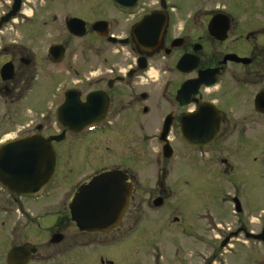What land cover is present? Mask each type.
Returning a JSON list of instances; mask_svg holds the SVG:
<instances>
[{
	"label": "flooded vegetation",
	"instance_id": "obj_1",
	"mask_svg": "<svg viewBox=\"0 0 264 264\" xmlns=\"http://www.w3.org/2000/svg\"><path fill=\"white\" fill-rule=\"evenodd\" d=\"M187 1L141 0L133 14L114 11L108 25L110 33L120 39L126 38L128 40L126 47L135 56H143L146 60L139 63L136 58L122 73V70L118 69L117 62H107L105 58L106 62L98 64L101 66L93 63L90 68L97 71L102 68L100 74L92 75V70L89 76L84 78L83 85H71L63 90H61L63 81L59 74L60 70L56 69L54 72L52 69L48 78V85L51 87H48L46 92L49 94L50 106L46 105L47 95L45 100L39 98L36 101L32 93L35 90L34 78L40 69L38 63L44 61L39 55L46 49L45 60L48 64H60L55 62L51 52L57 42L48 44L45 49L41 46L39 54L11 40L1 45L0 55L3 60H0V79L2 83L5 81L7 83L5 82L0 88V144L36 133L47 137L62 131V127L55 119L51 123L50 130H47L43 111L50 112L54 116L56 108L64 99L65 90L75 87L79 89L82 101L96 92L105 93L106 101L108 100L107 110L102 122L91 128H85L78 134H67L69 139L66 138L63 142L77 149V153H80L79 148L83 147L85 157H96V159L114 142V137L117 138V145L122 144L126 153L117 156L115 160L112 159L111 163L114 165L111 168L104 164L98 167L93 175L113 169L121 170L127 175L132 193L124 217L130 216L129 211L132 207L141 209L140 205L133 204L135 196L139 195L140 191L138 179L135 177L137 169L141 170L151 182L148 203L161 200L166 205L167 196L172 191L166 178L170 175L181 177L198 163H202L201 166L197 165L202 171L215 176L218 181L229 179L228 183H231L230 180L235 176L232 172L235 164L251 158L253 156L251 154H258L264 166V0H230L228 7L217 4L208 9H199L192 5L189 11H187L189 8ZM11 4L12 0H9L8 9L2 11V14L10 9ZM47 4L50 6L44 8ZM41 6L42 17L39 22H37L39 17L33 12L31 17L23 15L20 23L18 18L10 22L16 25H32L36 28V32H40L41 29L43 31L42 27L49 17V11L57 7L54 0L46 1ZM220 16L226 18V29L223 28L226 24L224 25ZM213 19L218 21L213 28H209ZM10 22L2 25L1 28H5ZM112 23L116 24L114 28ZM144 23L147 27H142L141 24ZM135 27L138 29L137 36L142 30H149L151 33L160 30L156 46L147 49L137 44L133 37ZM111 28L121 34H114ZM89 32V35L98 39V44L100 42L105 46L109 44L106 38L99 36L93 30ZM115 45L117 44H112ZM11 46L21 51L22 48H27L29 51L24 55L17 54L9 50ZM99 48L87 42V49L90 52L93 50L98 52ZM184 55L195 56L196 61L187 60V65L184 64L180 69L177 65ZM4 64L11 66L10 79L4 78L6 73L3 72ZM141 64L144 68L139 70ZM20 67L25 68L22 75ZM77 83L81 84L82 80L74 84ZM96 95L99 98V95ZM4 96H8L9 99ZM42 100L47 109L42 108L44 107ZM256 100H259V108L256 106ZM104 103L103 98L97 103L101 110ZM165 120L169 123L166 141L163 144L166 145L165 152H170L169 158L164 157L162 144L159 141L161 130L167 124L164 123ZM91 135L94 140H89ZM190 135L208 142L206 145L194 146L188 141ZM59 143L61 142H53L56 160ZM101 146H104L103 150ZM177 160L178 164L185 168V172L179 171ZM213 162L216 165L213 170L209 171L205 168ZM237 192L236 190L233 195H229L228 199L232 212L236 214L235 219L237 218L234 224L226 229H221L218 225H213L211 229H207V226L203 229L200 227L198 231L200 235L191 236L197 242L188 245L192 248V255L178 260L179 264H233L231 262L235 260L238 261L236 264H264L263 237L256 241L249 236V233L262 234L264 209L259 211L257 215L259 217L253 224V221L247 218L251 215L248 213L247 203L241 201L239 196L242 194ZM2 194L13 197L14 194L0 187V215L7 217L10 206L6 199H2ZM32 199L35 201L39 198ZM14 203L15 206H22L16 199ZM64 220V218L57 219L50 228L48 245L51 244V235L63 230L61 226ZM173 221L181 222L178 221L177 216ZM10 223L12 225V221ZM10 223L0 220V230H5L9 240L14 238L15 233L13 231L15 227L10 226ZM118 229L119 227L113 228L108 233L101 234L100 238L106 239L110 235L115 239L118 236L113 232ZM29 233L27 230L26 238L16 244L9 242L6 236L0 235V241L7 243L6 247H1L0 244V258L5 260L4 263L6 264V255L10 248L30 242L35 250L28 264L41 260L55 264L57 258L54 256L55 253L43 250L45 246L42 243L29 241L27 239ZM203 233L206 234L204 238ZM83 234L94 233L83 232ZM173 258L175 259L174 256ZM186 260L188 262L185 263ZM101 263L103 264V260Z\"/></svg>",
	"mask_w": 264,
	"mask_h": 264
},
{
	"label": "rangeland",
	"instance_id": "obj_2",
	"mask_svg": "<svg viewBox=\"0 0 264 264\" xmlns=\"http://www.w3.org/2000/svg\"><path fill=\"white\" fill-rule=\"evenodd\" d=\"M8 1L0 0V12L6 11ZM54 2H56L57 9L49 11V17L42 27L43 31L41 29L40 32H36V28L32 25L12 24V26L9 25L0 32V47L11 40L21 43L39 54L41 46L45 49L52 42L62 43L66 46L60 64H48V61L45 60L46 49H43L42 56L39 55L40 59L44 61L38 63L40 69L37 72L38 75L34 78L35 90L32 94L36 101L39 98L45 100L47 95V106H50L51 103L50 98H48L49 94L46 93L48 87H51V85H48V78L52 73L50 70L53 69L56 72V69H59L61 80L64 83L68 82L69 85H74L75 82L82 80L81 84H75L78 86L83 85L84 78L89 76V72H92L93 69L90 68L93 63L96 66H101L98 64L106 62V58L107 62H117L119 64L118 69L123 71L132 64L133 58H135L133 53H129L128 48L118 45L111 46L110 44L105 46L101 42L98 44V39L91 35L74 39L68 36L65 31L64 21L72 15L87 21L110 19L113 14L110 0H54ZM186 4L189 8H185L189 11L193 6L199 9H208L217 6V4L228 7L230 0H188ZM41 5H44V3ZM41 5L39 0H26L22 7L26 13L33 12L34 15L38 16L39 20L37 22H39L42 17L40 12L43 9ZM48 6L50 4H47L44 8ZM18 19H20V16ZM112 25L113 28L116 26L114 23ZM113 28H111V31L114 34H121V32L114 31ZM42 34L45 36H42ZM87 42L100 47L97 49L99 51L93 50L90 52L87 49ZM9 50L22 55L29 51L27 48H22L21 51L15 46H11ZM1 57L0 55L2 61L3 58ZM19 70L22 75L25 68L20 67ZM101 71L102 68L99 71L94 69L92 75H98ZM121 72L118 73L121 74ZM2 82L0 79V88L4 86L6 81ZM4 98L9 99L8 96H4ZM42 105L44 106L42 108L47 109L44 101ZM2 108L1 110H3ZM43 115H45L43 120L49 131L53 116L45 110ZM40 119L39 117V121H41ZM92 137L93 135L89 140H94ZM113 139L114 142L109 145L108 149L101 146V149H104L103 154L97 159L96 157H85L83 147H80V153H77V149L61 142L58 145L60 148L57 152L54 182L47 188L43 197L34 201L31 198H19L18 195H14L15 198L7 194L1 195L2 199H6L7 204L10 206V211L7 217L1 214L0 220H5L6 223L12 221L15 233L13 234L14 238H10V240L6 236L5 230H0V235L2 237L6 236L9 242L16 244V242L26 238L25 235L28 230L30 232L27 238L29 241L36 244L42 243L45 246L43 250L55 253L54 256H57L55 264H102L101 260H103V264H110L106 261L112 264H179L180 261L178 260L189 258V255H192V248L188 245L197 242L191 236L200 235L198 232L200 227L203 229L205 225H213L216 221L220 223L221 229H226L234 224L237 218L235 219L236 214L232 212V206L226 198L228 195H233L236 190L237 193L242 194L239 197L241 201L247 203L248 213L251 214L247 218L249 217L253 224L256 223V219L259 217L257 216L259 211L264 209V166L258 154H251L253 155L251 158L235 164L232 169L235 176L230 180L231 183H228L229 179L218 181L215 176L202 171L199 167L202 163H198L199 166L195 165L196 167L194 166L192 170L188 169V173H184L181 177L168 176L166 181L172 187V194H168L167 201L171 207L167 204L164 205L163 212H157L158 214L156 213L153 217H151V213L147 208L151 182L142 174L141 170L137 169L135 177L138 179L140 191L139 195L135 196L133 204L140 205V211L132 207L129 211L130 216H125L119 229L113 232L114 235H120V240H117L119 243L113 242L105 247L98 246L97 239L94 238L100 235L80 233L69 220L66 206L72 197L73 191L81 183L88 180L98 170V167L105 164L111 168L114 165L111 160H115L117 156L126 153L122 144H116L118 143L117 138L114 137ZM176 162L179 171L185 172V168L178 164V160ZM233 165L234 163H232ZM215 167V162L207 167L205 166L209 171ZM15 199L23 205V210L16 209ZM137 215H140V222L135 227L129 226L137 218ZM176 216L180 218H178V221L181 222L175 223L173 221ZM59 218H65L63 226H61L64 239L58 245H48L50 228ZM32 221L33 223L28 226ZM12 225L10 223V226ZM205 236L206 234L203 233L202 237ZM0 244L1 247L7 246L4 241H0ZM47 247L49 248L47 249ZM154 251L160 254L161 258H157L154 254H152L153 256L149 255ZM171 258L173 259L171 260ZM46 262L42 261V264ZM35 263L41 264L37 261L32 262V264ZM231 263L236 264L238 261L235 260ZM0 264H4L3 258H0Z\"/></svg>",
	"mask_w": 264,
	"mask_h": 264
},
{
	"label": "water",
	"instance_id": "obj_3",
	"mask_svg": "<svg viewBox=\"0 0 264 264\" xmlns=\"http://www.w3.org/2000/svg\"><path fill=\"white\" fill-rule=\"evenodd\" d=\"M113 1L117 7L124 6V8H129L131 6L129 10H133L141 0ZM19 5L20 0H14L11 11L2 18L1 22L7 21L14 15L19 10ZM219 18L224 21L225 25L226 18L222 16ZM217 19H213L210 22L209 28L215 26ZM102 24L101 22H96V25ZM67 27L74 34L82 35L84 33L83 23L79 19L72 18L68 20ZM226 27L227 24L223 26L224 29ZM159 34L157 30L151 35L150 43L152 45L155 44ZM139 37L135 35L138 44H147L142 41L141 34H139ZM58 53H60L59 56L62 55V48L58 50ZM186 60L187 57H183L179 61L178 66L181 68V65L186 64ZM10 70L9 64L3 67V72H6L4 73V78H11ZM98 101V96L94 94L91 97H87L86 102H81L77 91H68L65 94L64 103L58 109V120L65 130L78 132L86 124L96 122L97 118L102 117L106 113V104L102 106L101 110V107L97 104ZM258 101L256 100V106L259 108ZM167 127L168 124L164 126L161 138H165ZM63 137L64 131L60 135L53 137L44 138L40 135H35L4 145L0 149V185L18 194L40 195L45 186L51 181L54 171L56 156L52 141L61 140ZM188 139L193 144H200L202 141L201 138L193 135H190ZM164 155L170 156L165 153ZM126 179V175L121 171H104L92 177L86 184L79 186L68 205L71 220L75 222L79 230L105 232L120 223L127 206V197L130 193V187ZM262 237L264 239V231L257 236V238ZM62 238V234L56 233L53 235L51 242L57 243ZM30 245L25 243L22 246L13 247L9 252V262L11 264H25L31 251H33ZM20 256L26 257L20 259L18 258Z\"/></svg>",
	"mask_w": 264,
	"mask_h": 264
},
{
	"label": "bare ground",
	"instance_id": "obj_4",
	"mask_svg": "<svg viewBox=\"0 0 264 264\" xmlns=\"http://www.w3.org/2000/svg\"><path fill=\"white\" fill-rule=\"evenodd\" d=\"M142 36H144V35L142 34Z\"/></svg>",
	"mask_w": 264,
	"mask_h": 264
}]
</instances>
